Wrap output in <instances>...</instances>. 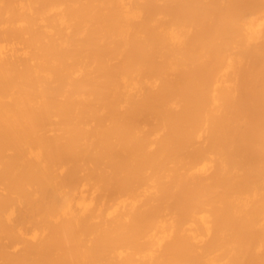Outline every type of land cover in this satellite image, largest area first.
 Segmentation results:
<instances>
[{"label": "bare ground", "instance_id": "6f19581e", "mask_svg": "<svg viewBox=\"0 0 264 264\" xmlns=\"http://www.w3.org/2000/svg\"><path fill=\"white\" fill-rule=\"evenodd\" d=\"M0 264H264V0H0Z\"/></svg>", "mask_w": 264, "mask_h": 264}]
</instances>
